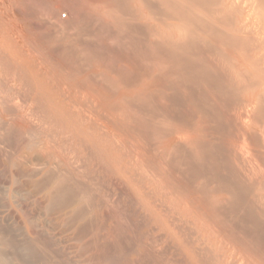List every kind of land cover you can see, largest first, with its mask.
<instances>
[{
	"label": "bare ground",
	"instance_id": "6f19581e",
	"mask_svg": "<svg viewBox=\"0 0 264 264\" xmlns=\"http://www.w3.org/2000/svg\"><path fill=\"white\" fill-rule=\"evenodd\" d=\"M88 1L91 8L101 11L104 18L105 16L110 18L115 16L117 19V17L125 16V19L122 20L118 18L123 24L126 19L134 20V22L139 21V24H142L146 29L148 43L154 46L151 49L158 50V52L155 50L158 54L153 50L156 55L151 52V55L154 56L150 59L147 56L148 63L151 60V66L149 67L147 64L149 67L147 70L134 69L131 65L135 64L130 65L127 62L128 65L122 64L126 66L124 69L128 68V71L122 72L120 70H124L123 68L114 70L107 68L111 65L108 64L109 66L106 67L105 62L102 64L98 62L96 73L87 71L88 73L86 72V75L83 76L82 68L79 67L80 70L82 69L81 72L79 69H75L76 67L72 68L75 60L72 61L73 63L67 62L69 54L66 57L62 56L67 52L68 47L66 50H59L61 53L56 54L51 49L53 47L50 48L48 45L51 38L45 42L33 29L35 26L32 27L26 21L25 16H22L28 15L26 11L24 12L26 0H0V153L7 157L5 152L8 148L9 151L12 150V155H16L17 161L15 160L12 165L14 168L11 183H17L14 185L18 187L17 185L22 182L21 179H26L25 181H27L31 191L36 194H38L37 192L42 193V197L39 199L43 198L44 203H41L40 206L44 204L46 214L47 211L53 214L56 210L55 213H60L58 217L60 220L56 218L61 222V225H68L70 228L74 224L72 226L74 229L73 236L76 238L74 240L79 241L83 236L85 238V234L88 236L86 230L91 224H94L93 221V223H89V219L90 221L93 219L88 217L89 210L85 209L86 205L88 207L100 205L95 203V195L92 193L91 187H86L78 180L76 174L81 167L74 166V160L72 162L68 160L67 155L64 156L65 160L61 157L67 153H63L67 147L73 146L72 148L75 147L85 152L89 162L93 164L105 165V167L112 165L115 173L125 177V182L133 190L140 192L142 198L155 199L160 204L167 202L174 205L176 209L173 206V208L168 206L170 211L175 210L178 218L183 216L187 220H191L190 224L196 231L207 232L206 239L222 236L221 242L223 244H229L231 247L236 246L241 259L245 260L244 264H264V246L255 244L253 240L241 241L245 234L243 237L239 232L243 238H236L234 233H237L238 230L236 231L237 228L232 226L233 220H228V216L237 210L239 213L238 215L234 214V216L241 215L242 220H240L243 223L238 221L241 223L240 227H248L246 230L254 228L255 231L264 232V0ZM23 6L25 7L23 9L24 14H21L19 8H23ZM119 8L121 12H119ZM49 9L53 18L56 12L59 13L61 6L57 3L51 4L47 11ZM50 15L48 18L51 17ZM37 17L39 18V16ZM120 20L117 22L119 23ZM54 22L52 21L51 24ZM53 38L56 40V37ZM24 45H28L27 49L22 47ZM147 45L149 46V44ZM31 48L35 50V54H39H37L38 57L30 55ZM71 48L69 47V50ZM7 49L18 50L20 54L28 57L29 65L33 71L31 76L27 73L24 74L25 72L22 73L18 68H14L7 58L1 56ZM69 50L68 53L72 54L76 49L72 48V53ZM102 50L101 52H103ZM80 53L82 54V51ZM85 53L83 52L82 59L84 63L80 62L88 68L91 67L93 61H96L94 57L98 54L94 55L89 51ZM99 56H97V60L102 57ZM107 61L111 62L112 59ZM134 67H137V64ZM55 74L63 75L66 84L77 88L76 91L79 89L82 94L81 98L73 97L66 98V102H62L63 99L59 101L63 95L59 92L58 87L60 85L54 77ZM20 84L27 86V89L24 87L27 95L20 98L19 102L16 98L23 89ZM42 86H47L54 94L50 104L44 102L40 97L39 89ZM121 89L129 91L130 94L121 95L119 93ZM181 99L186 100V104L184 103L186 111L183 113L178 107V102ZM34 153H41L40 159L45 155L47 156L45 158L54 159L52 163L64 164L65 169L57 170L59 168H53L55 167L53 164V166H49L52 168L46 170L42 177L34 179L35 174L41 172L39 166L35 164V160L32 164L34 168L31 167V170H26L27 168L24 170L20 167L26 165L23 163L24 158L34 155ZM174 155L177 156V159L175 157L173 161ZM59 159L61 160L58 161ZM4 160L7 161L6 158ZM175 161L176 163H174ZM16 162H19V165L21 163V165L19 166ZM27 163L29 162L27 161ZM187 163L189 166L195 164L193 166L195 169L191 168L195 170L196 176L191 182H185L184 177L177 175V172L180 175L183 172L186 173L182 168L186 167L184 165ZM174 164H177L178 168H176L177 166L173 167ZM40 167L42 166L40 165ZM79 174L83 177L82 172ZM93 180L87 179V182H94ZM27 184L24 185L27 186ZM121 184L123 185V183ZM3 186L0 185L2 191ZM98 186L100 187V185L93 187L97 189ZM93 187L92 189H94ZM22 188H24L23 185ZM22 188L19 185L18 191ZM31 195L34 196V194ZM13 198L14 196L11 197V199ZM39 199L36 200L39 201ZM4 206L1 207L5 208ZM106 210L110 211L109 209ZM26 211L28 210L26 209ZM112 212L115 213V209ZM113 213L111 215H114ZM91 215L93 214L91 213ZM111 215L109 216L111 217ZM118 216L115 218L117 219ZM123 221L125 222V220ZM186 221L185 223L188 225L189 221ZM55 222L57 221L55 220ZM34 223L32 222V226ZM52 224L55 226V223ZM102 225L100 224V226ZM35 226L34 229L37 228ZM117 226L114 224L113 228L111 226L108 228L105 226L103 229L100 227L105 231L102 238H112ZM1 228L4 230L5 227L1 226ZM175 228L181 229L180 226ZM64 229L62 228V230ZM194 229H192L193 232ZM6 230H4L5 233ZM33 230L30 233L36 234V231L34 230L33 233ZM90 230L89 233H91ZM15 231L17 230L13 232L15 233ZM13 232L9 233L13 236ZM20 233L19 236L25 237V233ZM181 234L184 235L183 232ZM186 234L188 235V233ZM12 236L10 235L9 239L7 234L3 237L0 236L3 247L7 245L11 249L10 253V251L6 252L7 249L0 248V264H27V262L37 264L36 258L39 256L36 253L35 245L38 241L36 240L35 243L34 238L31 240V238L25 237V244L20 246L17 242L19 240L15 238H18V235ZM99 236L95 232V235L89 238L90 241L80 242L81 244L76 247L80 264H96V262L99 264L101 261H106L108 264H128L123 261L119 262L115 257V260L108 257V250H105L106 239L105 242H99L98 239L101 238ZM115 237L119 238L117 234ZM10 238H15L18 244L13 243ZM263 239L261 240L263 241ZM68 240L71 241L73 238ZM262 241L261 243L264 244ZM111 242L113 243L110 241L108 244L111 245ZM197 242L198 244L205 243L200 236H198ZM18 245L21 248H17ZM127 245L125 246L128 247ZM131 245L132 243L130 247ZM224 247L223 245L220 247L221 252L225 249L222 254L226 258H230L229 264H234L235 251L232 248ZM21 249L24 250V253L26 251V254L22 253L28 257L26 261L23 258L25 256L18 254ZM55 251L57 252V250ZM146 253L138 259H142L144 255L145 258L149 257ZM197 253H194L193 258L197 259L199 264H206ZM153 254L155 256L154 252L150 255L153 256ZM39 258L41 259V256ZM155 258L156 256L147 261L149 264H162V262L158 263L160 258L158 260ZM173 259L169 262L174 261ZM208 259L213 260L211 254ZM69 260L72 261V257ZM179 262L180 260L178 264Z\"/></svg>",
	"mask_w": 264,
	"mask_h": 264
},
{
	"label": "rangeland",
	"instance_id": "374dc122",
	"mask_svg": "<svg viewBox=\"0 0 264 264\" xmlns=\"http://www.w3.org/2000/svg\"><path fill=\"white\" fill-rule=\"evenodd\" d=\"M31 0H26V4H25V7L26 9H24L25 7L23 6V8H19V12L21 14H24L23 13V9H24V12L26 11V13L29 15V18H28V15H22V16H25V19L27 22H29V24H31V26H35L33 27V29L38 32L37 34L45 41L47 42V39L51 38L50 39V43H48L49 47H53L51 49H53V51H55L56 54H59L61 53L59 50L63 51L64 49L66 50L67 47L68 49L66 50L67 52L65 54H63L62 56H69L67 57V62H72L74 61V63L72 64V68L76 67L75 69H79L82 68L83 71L80 72L84 75H86L85 73L88 71L90 72H95L97 71V65H98V62L100 64H102V62H105L107 66V68H110V69H124V66L123 64L128 62V64H135V65H131V67H133L134 69L135 68H138L140 70H147L149 69V67L151 66V60L150 62L148 63L149 59L152 58V56L154 55H151L152 53L155 54V52L158 50H154L155 52H153V50L151 48H153L154 46H151L150 43H148V37H147V32L146 29L144 28V26L142 24H139L140 22L139 21H136L134 22V20H129V19H126L124 21V24L123 22H121L122 19H125V16H122L121 18L120 17H117V19H115L116 17L115 16H112L114 18H110V17H106L105 18L102 16L101 14V11L98 10V9H94V8H91L90 4H89V1L88 0H32V2H30ZM64 1V2H63ZM46 2V3H45ZM118 2V1H117ZM36 3V4H35ZM49 3V4H48ZM55 5L56 3L59 4V6H61V9L59 10V13L56 12L55 14L58 16H53L52 18V15H50V9L49 11L48 8H49V5L51 4ZM47 4V5H46ZM28 7H27V6ZM32 5V6H31ZM37 5V6H36ZM43 5V6H41ZM48 7H46V6ZM122 5V4H121ZM32 9H31V8ZM39 7V8H37ZM42 7V8H41ZM45 7V8H44ZM125 7V6H124ZM47 8V9H46ZM28 9V10H27ZM36 9V10H35ZM39 9V10H38ZM43 9V10H41ZM22 10V12H21ZM118 10V9H116ZM120 10V8H119ZM38 11V12H37ZM45 11V12H44ZM127 11V10H126ZM43 12V13H41ZM48 12V13H47ZM121 12V10L119 11ZM119 12H117L119 14ZM40 13V14H39ZM123 13V11H122ZM38 14V15H37ZM43 14V15H41ZM90 15L87 17V15ZM101 14V15H100ZM114 15V13H112ZM117 14V16H118ZM124 14V13H123ZM122 14V15H123ZM43 17H41V16ZM46 15V17H45ZM48 15H50L51 17L48 18ZM121 15V14H120ZM119 15V16H120ZM39 16V18L37 17ZM110 16V15H108ZM100 17V18H99ZM129 18V16H126ZM43 18V19H42ZM52 18V19H50ZM57 18V19H56ZM60 18V19H59ZM120 18V19H118ZM46 19V20H44ZM55 19V20H54ZM50 22H49V21ZM54 22V24L51 22L52 21ZM56 20H59V21H56ZM100 20V21H99ZM117 20H120V22L118 23ZM128 20V21H127ZM60 21H61V24H60ZM19 22V21H18ZM17 22V25L20 23L22 24L21 22L18 23ZM132 22V23H131ZM134 22V23H133ZM138 22V23H137ZM46 23V24H45ZM48 23V24H47ZM56 23V24H55ZM103 23V24H102ZM121 24V25H120ZM49 25V26H48ZM60 25V26H59ZM86 25V26H84ZM139 25V26H138ZM119 28H118V27ZM142 27V28H141ZM52 28V29H51ZM124 28V29H123ZM56 29V30H55ZM145 29V30H144ZM145 32V33H144ZM88 33V34H87ZM51 34V35H50ZM55 34V35H54ZM146 34V35H145ZM43 35V36H42ZM57 35V36H56ZM53 37H56V40H54ZM48 39V41H49ZM73 39V40H72ZM70 40V41H69ZM69 41V42H67ZM73 41V42H72ZM147 41V43H146ZM53 43V44H51ZM70 43V44H68ZM74 44H76L75 46H73ZM149 44V46L147 45ZM57 45V46H56ZM76 49L74 51V53H72V48ZM103 45H104V48H103ZM55 46V47H54ZM66 46V47H65ZM102 46V47H101ZM24 49H27L28 45H24L22 46ZM58 47V49H57ZM65 47V48H64ZM69 47L71 48V50H69ZM16 49H18V47H15ZM100 48V49H99ZM103 49V50H102ZM32 52H31V56H34L35 55L37 56V54H35V50L32 49ZM68 50L71 51V53L73 54H70V52L68 53ZM101 50L103 52H101ZM152 50V51H150ZM82 51V54L80 53ZM90 52L91 54L93 53L94 55H97V56H102L100 57V60L98 59L97 60V56H95V60L96 61H93V64H91L90 66L91 67H88L87 66H84V62L82 61L83 59V52L87 53V52ZM97 51V52H96ZM108 51V52H107ZM18 50H10V49H7L4 54L2 53L1 56H3V58H7V60L10 61L11 65L14 67V68H18L19 71H21L22 73L25 72L24 74H28V75H32L33 74V71L31 69V66L29 65V61H28V57L26 55H22L20 54ZM77 52V53H75ZM95 52V53H94ZM152 52V53H151ZM156 52V54H158ZM54 53V54H55ZM64 53V52H63ZM85 53V54H86ZM101 53V54H100ZM105 53V54H104ZM150 53V54H149ZM155 54V55H156ZM39 55V54H38ZM93 55V56H94ZM151 55V57H150ZM20 58H19V57ZM81 56V57H80ZM149 59H148V57ZM38 57V56H37ZM57 57V56H56ZM80 57V58H79ZM104 57V59L102 60V58ZM73 60H71V59ZM145 60H144V59ZM21 59V60H20ZM30 59V58H29ZM77 59V60H76ZM112 59V61H111ZM140 61H139V60ZM13 60V61H12ZM69 60V61H68ZM71 60V61H70ZM102 60V61H101ZM107 60L111 61V62H108ZM148 60V61H147ZM83 63H81V62ZM124 61V62H123ZM126 61V62H125ZM147 61V62H146ZM97 62V63H96ZM133 62V63H132ZM113 63V64H112ZM123 63V64H122ZM74 64H76L74 66ZM83 64V66H82ZM109 64V65H108ZM116 64V65H115ZM127 64V65H128ZM137 64V67H134L136 66ZM149 67H147L148 65ZM17 65V66H16ZM103 65L105 66V64L103 63ZM123 65V66H122ZM71 66V65H70ZM121 67V68H120ZM73 68V69H74ZM87 68V69H86ZM133 68H131L133 70ZM86 69V70H85ZM128 71V68H125L124 70H120L122 72L124 71ZM130 70V68H129ZM87 72V73H88ZM89 72V73H90ZM80 73V74H81ZM93 75V74H92ZM94 76V75H93ZM55 79L58 81L59 83V92L61 93V99L59 101H61L62 99V102H66L67 99L69 98H73V97H78L79 99L81 98L82 94H81V91H76L77 88L75 87H72V86H69L68 83L66 84L65 82V79H64V76L59 74H55ZM96 78V76H95ZM63 79V80H62ZM188 86V85H187ZM20 87H22L24 89V92H23V89L21 92L18 93V97H19V94L21 95L18 99V97L16 98L17 101L20 102V98H23L26 94V89H27V86H25L24 84H20ZM26 89H25V88ZM61 88V89H60ZM66 88V89H65ZM48 91V92H46ZM77 92V93H76ZM22 93V94H21ZM39 93H40V97L41 99L44 101V102H47L48 104H50L53 100V97H54V94L50 91V89L47 87V86H42L41 89H39ZM51 93V94H50ZM119 93L121 95L123 94H130L129 91H126V90H119ZM24 94V95H23ZM78 94V95H77ZM45 95V96H44ZM46 97V98H45ZM67 98V99H66ZM56 100V99H55ZM57 101V102H59ZM180 102H178V107L180 109V112H185L186 111V105H184V103L186 104V100L185 99H181L179 100ZM168 103V102H166ZM73 146H70V147H67V149H65V155L61 156L62 158H64V156H66L68 158V160H70L72 162L73 161V165L76 166V167H81L80 168V171L76 174L77 177L79 178L78 180L83 184L85 185L86 187H91V190H92V193L95 195V203H97V205H100V206H96V205H92L90 207H88V205H86V208L87 210H89V214H88V217H92L90 221L89 219V223L91 224V222L93 221L94 222V226L91 224L89 227L87 225V228L88 231V236L87 234H85V238H81L82 241H77V240H74L76 239L73 235H74V229H73V225H71V227L69 228L68 225L65 226V225H61L59 222V216H60V213H55L54 210V213L56 214H50L52 212H49L47 211V214L49 213V215L46 214V210L44 209V204H42L43 206H40L41 203H44L43 201V198L42 199H39L41 198V192H37L38 194L34 193L33 191H31L30 187H28V184H27V181L21 179L22 182L19 183V185L21 186L22 188V185L24 188L20 189L22 190L20 192V190L18 191L19 189V185H17L18 187H15L14 184H17V183H11L13 180L11 179V175L13 173V164H14V161L16 159V155H12V150L9 151L8 148H7V151L5 152L7 157H5V155H1L0 153V185H4L2 188H3V191L1 190L0 188V212L2 213L0 215V228L1 226L5 227L3 228L4 230H6V233L4 230H2L1 228V231H0V236H4L5 234H7V237L9 239V236L12 234H10L11 232H13L14 230H17L15 231V233L13 232L14 235H18V238H16V240H19L17 242H19V245L22 246V244H25L26 242V238H31V240L33 239L35 241V243L37 242V244L35 245V249L37 250L36 253H38L37 255L40 257L41 256V259L39 257H37V261L36 263L37 264H42V262H45L43 264H63V263H67V264H80L81 262L80 261V258L77 256L78 253H77V246L79 244H81L82 242H85V241H90L91 237H93V235H95V232L97 235H100L99 237H103L104 236V230H102L105 226L106 228H108L109 226H111V228L114 227V224L115 226H117V229L115 227V234L112 236V238L108 237V238H100L98 239L99 242L100 241H106L105 243V250H108L107 253H109V255L107 254L108 257H110L112 260H115V258H117V260L119 262H127L128 264H149V262L147 261L149 258H152V257H155L156 256V260H158L160 258V262L158 263H161L162 264H172V263H175V264H178V261L180 260L179 264H199L198 262L199 261H196L197 259L193 258V255L195 252H198L197 254L200 255V257L203 258V261L206 262V264H216V263H221V264H229L228 261L229 259L226 258L222 253L225 249H223V251L221 252L220 250V247L221 245L225 246L224 248H232V250L235 251V260H234V264H244L245 263V260L241 259L240 257V253L238 252V250L236 249V246L235 247H231L229 244L228 245H225L221 242L222 240V236H218V237H212L211 239H206L207 237V232H203V231H196L194 229V227L192 226V224H190L191 220H187V218L183 217V216H180V218H178V214L175 212V210H172V212L170 211V209L168 208V206L170 207H174V205H170L168 204L167 202H163V204H160V202L155 199H145V198H142L140 196V192L138 193L137 191L133 190L125 181H126V178L125 177H122V176H119L115 173V170H113V166L112 165H109V166H106L105 165H97V164H93L91 162H89L88 158H87V155L85 152H82L81 150L77 149V148H72ZM69 150V152H68ZM72 151V152H71ZM70 153V154H69ZM36 154V155H35ZM10 155V156H9ZM44 155V154H43ZM30 156V155H29ZM29 156L25 157L23 163H26L27 166L30 165V167H27L25 164L24 166L22 167L21 163L19 165V162L17 163L22 169H26V170H31L33 167L34 168V165L33 164V161L36 162L35 164L39 166V169H41L40 173L39 174H35L33 177L34 179H38L40 177H42L45 173L46 170H50V167L49 166H53V164L55 165V167L53 168H59L57 170H62V169H65V165L64 164H60L57 162H54V159L53 160H50V158H45L47 156H43L42 159H40L42 156L41 153H34V155L32 154L30 156V159H29ZM32 156H39V157H32ZM69 156V157H68ZM73 159H72V158ZM176 157V158H175ZM7 159V161H5L4 159ZM15 158V159H14ZM35 158V159H34ZM45 158V159H44ZM84 158H86L84 160ZM174 158L177 159V156L174 155L173 157V161H174ZM29 159V160H28ZM39 161H38V160ZM48 162H47V160ZM66 158H64L65 160ZM46 160V161H44ZM61 159H59L58 161H60ZM66 160V161H68ZM76 160V161H75ZM80 160V162H79ZM21 161V162H22ZM27 161L29 163H27ZM38 161V163H37ZM177 161V160H176ZM176 161L174 163H176ZM4 162V164H3ZM8 163V165H6ZM22 163V164H23ZM48 163V165H47ZM43 164V165H42ZM79 164V165H78ZM81 164V165H80ZM17 165V167H18ZM35 165V167H36ZM40 165L42 167H40ZM62 165V166H61ZM195 165V164H194ZM193 164H191L189 166V164L187 163V165H184L186 167L182 168V170H184L186 173H178L177 172V175H179V177H184V180L185 182H191L193 181L192 179H195V168H193L194 166ZM9 168H8V167ZM26 166V167H25ZM37 166V168H38ZM58 166V167H57ZM90 166V167H89ZM94 166V167H93ZM177 166L176 168H178V165L177 164H174L173 167ZM4 167V168H3ZM12 167V168H11ZM193 169H192V168ZM6 168V170H5ZM95 168V169H94ZM204 168V167H203ZM12 169V170H11ZM83 169V170H82ZM101 169V170H100ZM104 169V170H103ZM187 169V170H185ZM82 170V171H81ZM86 170V171H85ZM4 171V172H3ZM107 171V172H106ZM194 171V172H193ZM82 172V175L83 177H81V173ZM102 172V173H101ZM106 172V174H105ZM88 173V174H87ZM99 173V174H98ZM108 173V174H107ZM4 174V175H3ZM113 174V175H112ZM88 177H87V176ZM92 175V176H91ZM9 176V178H8ZM99 176V177H98ZM102 176V177H101ZM97 177V179H96ZM105 177V178H104ZM111 177V178H110ZM8 178V180H7ZM85 178V179H84ZM187 178V180H186ZM87 179L88 180H93L94 182L92 181H89L87 182ZM2 180V181H1ZM83 180V181H82ZM86 180V181H85ZM107 180V181H106ZM190 180V181H188ZM198 180V179H197ZM5 181V182H4ZM195 181V180H194ZM86 182V183H85ZM91 182V183H90ZM113 182V183H112ZM197 182V181H195ZM4 183V184H3ZM27 184L24 185V184ZM90 183V184H89ZM96 183H98L97 185H100V187L98 186L97 189L96 187L94 188L93 186H97ZM123 183V185L121 184ZM6 184V185H5ZM89 184V185H87ZM93 184V185H92ZM113 184V185H112ZM121 184V185H120ZM193 184V182H192ZM103 185V186H102ZM6 186V187H5ZM15 188H14V187ZM26 186V187H25ZM103 188H102V187ZM115 186V187H114ZM123 186V188H122ZM8 187V188H7ZM28 187V188H27ZM92 187L94 189H92ZM119 187V188H118ZM6 188V189H5ZM26 190H23L25 189ZM98 188H100L98 190ZM121 188V189H120ZM13 189H14V193H13ZM17 189V190H16ZM105 189V190H104ZM11 190V191H10ZM117 190V191H116ZM94 191V192H93ZM96 191V193H95ZM100 191V192H98ZM4 192V193H3ZM27 192V193H26ZM33 192V193H32ZM34 194V196H32L31 194ZM109 194V195H108ZM16 195H18L19 197H17ZM30 195V196H29ZM36 195V196H35ZM13 199H11V197H13ZM111 196V197H110ZM126 196V197H125ZM128 196V197H127ZM16 197V198H15ZM108 197V198H107ZM20 198V201H18V199ZM25 198V200H24ZM118 198V199H117ZM17 199V200H16ZM22 199V200H21ZM39 199V201L37 200ZM98 199V200H97ZM107 201H106V200ZM140 201L138 202L137 201ZM43 200V201H42ZM15 201V202H14ZM25 201V202H23ZM42 201V202H41ZM106 201V202H105ZM117 201V202H115ZM6 202V204H5ZM13 202V203H12ZM17 202V204H16ZM22 204H21V203ZM36 202V203H35ZM38 202V203H37ZM99 202V203H98ZM112 202V203H111ZM40 203V204H39ZM103 203V205L101 204ZM137 203V204H136ZM150 203V204H149ZM8 204V206H7ZM20 204V205H19ZM108 204V205H107ZM111 204V205H110ZM154 204V205H153ZM166 206H165V205ZM3 205H5L4 207L5 208H2ZM24 205V206H23ZM29 205V206H28ZM158 205V206H157ZM2 206V207H1ZM7 206V207H6ZM22 206V207H21ZM31 206V207H30ZM40 206V207H38ZM106 206V207H105ZM157 206V207H156ZM176 206V205H175ZM24 207V208H23ZM43 207V208H42ZM93 207V208H91ZM95 207V208H94ZM115 207V208H114ZM172 207V208H173ZM21 210H20V209ZM40 208V209H39ZM123 208V209H122ZM161 208V209H160ZM165 208V209H164ZM26 209L28 211H26ZM33 209V210H32ZM38 209V210H36ZM106 209H109L111 212L113 209H115V213H113L114 215H111L112 213ZM150 209V210H149ZM174 209H176L174 207ZM39 210H42V211H39ZM92 210V211H91ZM97 210V211H96ZM118 210V211H117ZM124 210V211H123ZM158 210V211H156ZM165 210V211H164ZM22 211V212H20ZM120 211V212H119ZM145 211V212H144ZM234 211V210H233ZM9 212V214H8ZM37 212V213H36ZM42 212V213H41ZM97 212V213H95ZM130 212V213H129ZM162 212V213H161ZM165 212V213H164ZM175 214H174V213ZM13 213V214H12ZM91 213L93 215H91ZM108 213V215H107ZM117 213V214H116ZM120 213H122L120 215ZM129 213V214H128ZM238 211L236 210L234 213L230 214V216H228V220L232 221V226L236 229L237 233H234V235H236V238H243L244 237V234H245V238L241 241H250V240H253L255 244H258L260 246H264V244L261 243V239L264 238V232H260V231H255L254 228H251L250 229H247L248 227H240V224L239 223L242 219H241V215L240 216H236L238 215ZM36 214V215H35ZM42 214V216H41ZM148 214H151L150 216ZM234 214H236L234 216ZM7 215H11V216H7ZM111 215V217L109 216ZM117 215L119 216L117 217V219L115 218ZM148 215V217H147ZM5 216V218H4ZM17 216V217H16ZM106 216V217H105ZM154 216V217H153ZM7 217V218H6ZM9 217H12V218H9ZM33 219H32V218ZM34 217H35V220H34ZM48 217V218H47ZM53 217V219H52ZM59 219H57V218ZM105 217V218H104ZM126 217V218H125ZM173 217V218H172ZM175 217V218H174ZM233 217H235L234 219H232ZM240 217V218H239ZM31 218V219H30ZM39 219V221H36L37 219ZM56 218V219H54ZM5 221H4V220ZM45 219V220H44ZM52 219V221L50 222V220ZM103 219V220H102ZM173 219V220H172ZM241 219V220H240ZM8 220V221H6ZM16 220V221H14ZM21 223H19L18 222ZM34 220V221H33ZM50 222H48V221ZM54 220V222H53ZM55 220L57 222H55ZM107 222H106V221ZM125 220V222L123 221ZM189 221L188 222V225L187 223H185V221ZM30 221V223H29ZM43 221V222H42ZM101 221V222H100ZM121 221V222H120ZM186 221V222H187ZM239 221V222H238ZM11 222V223H10ZM15 222V223H13ZM32 222H35L32 226ZM40 222V223H39ZM42 222V223H41ZM45 222V223H44ZM92 222V223H93ZM96 222L98 223L96 225ZM117 222V223H116ZM119 222V223H118ZM124 224H123V223ZM171 222V223H169ZM183 222V223H182ZM238 222V223H237ZM243 223V221H241ZM49 223V224H48ZM52 223H55V226H53ZM87 223V224H89ZM121 223V224H120ZM7 224V225H6ZM41 224V225H39ZM46 224V225H45ZM60 224V226H58ZM100 224L102 226H100ZM237 224V225H236ZM238 224H239V227H238ZM6 225V226H5ZM16 225H19V226H16ZM34 225L37 226V228L34 229ZM43 225V226H42ZM58 227H57V226ZM113 225V226H112ZM182 225V226H181ZM30 226V228H29ZM32 226V227H31ZM35 226V227H36ZM40 226V227H38ZM66 229V231L64 232V227ZM93 226V227H92ZM127 226V227H126ZM176 226H180L181 229L179 230L178 228H175ZM237 226V227H236ZM20 229H19V228ZM52 229H51V228ZM54 227V228H53ZM61 227V229H60ZM102 229H101V228ZM119 227V228H118ZM124 227V228H123ZM133 227V228H132ZM187 227H188V231H187ZM193 227V228H192ZM15 228V229H14ZM22 228V229H21ZM60 229L59 231L57 229ZM62 228L64 230H62ZM95 228V229H94ZM99 228V229H98ZM185 228V229H184ZM242 228V229H240ZM12 231H10V230ZM20 231H19V230ZM36 231H34V230ZM90 229L94 230V231H91ZM97 229V231H96ZM178 229V230H176ZM194 229V232L193 230ZM9 230V232H7ZM22 230V231H21ZM33 230V233L35 232L36 234H32L30 233V231ZM38 230V231H37ZM40 230V231H39ZM42 230V231H41ZM57 230V231H55ZM89 230L91 233H89ZM132 230V231H130ZM185 230V231H184ZM245 232H244V231ZM249 230V231H248ZM4 231V232H3ZM44 231V232H43ZM68 231V232H67ZM119 231V233H118ZM150 231V233H149ZM4 235H2L3 233ZM20 232H23V234L25 233V237L23 236H19V233ZM38 232V233H37ZM56 232V233H55ZM63 232V234H62ZM72 232V233H71ZM117 232V233H116ZM183 232L184 235H182L181 233ZM241 233L243 235V237H241L242 235H240L239 233ZM244 232V233H243ZM247 232V233H246ZM250 232V233H249ZM260 232V233H259ZM2 233V234H1ZM45 233V234H43ZM52 233V234H51ZM64 238H62L60 235ZM69 233H71L69 235ZM130 233V235H129ZM188 233V235L186 234ZM21 234V233H20ZM117 234V236L121 239L123 238L121 241L119 238L115 237ZM122 234V235H121ZM136 234V235H135ZM194 234V235H192ZM248 234V236H246ZM14 235L12 237H14ZM39 235V237H38ZM43 235V237H42ZM45 235V236H44ZM56 235V236H55ZM132 236V237H129V236ZM240 235V236H239ZM36 236V237H35ZM58 236V237H57ZM67 236V237H66ZM71 236V237H70ZM82 236V235H81ZM80 236V237H81ZM121 236V237H120ZM129 238H127V237ZM150 236V237H149ZM182 236V237H181ZM190 238H188V237ZM198 236H200L204 241L205 243L204 244H198L197 242V238ZM238 236V237H237ZM250 236V237H249ZM19 237H22V238H19ZM53 237V238H52ZM70 237V238H68ZM114 237V238H113ZM156 237V238H155ZM249 237V238H248ZM15 238L11 239L13 243H17L15 241ZM39 238V239H38ZM47 238V239H45ZM72 239L71 242L70 240L68 239ZM126 240H125V239ZM21 239V240H20ZM117 239V240H116ZM25 240V241H24ZM30 240V239H28ZM30 240V241H31ZM37 240V241H36ZM131 240V241H130ZM155 240V241H153ZM159 240V241H158ZM15 241V242H14ZM70 241V243H68ZM104 241V242H105ZM110 241H113V243L111 242V245L110 243L108 244V242ZM116 241V242H115ZM125 241V242H124ZM127 241V242H126ZM129 241V242H128ZM219 241V242H218ZM264 241V239H263ZM262 241V242H263ZM22 242V243H21ZM46 242V244H45ZM81 242V243H80ZM116 244H115V243ZM119 242V243H118ZM124 242V243H122ZM134 242V243H133ZM3 243L0 241V244ZM9 243V241H8ZM11 243V242H10ZM50 243V244H49ZM118 243V244H117ZM121 243V244H120ZM132 243L131 247H130V244ZM136 243V244H135ZM264 243V242H263ZM12 244V243H11ZM10 244V246H11ZM18 244V243H17ZM41 244V245H40ZM48 244V245H47ZM58 244V245H57ZM124 244V246H123ZM128 244V245H127ZM5 245V243H4ZM17 246V248H21L20 246ZM43 245V246H42ZM117 245V246H115ZM125 245H127L128 247H126ZM134 245V246H133ZM150 245V246H149ZM193 245V246H192ZM122 246V249H120ZM3 247V244H1L0 248ZM71 247V248H69ZM125 247V248H124ZM144 249H143V248ZM147 247V248H146ZM150 249H149V248ZM205 247V248H204ZM10 247H8L7 245H5L3 248L1 249H4L7 251H10L11 249H9ZM23 248V247H22ZM59 248V249H58ZM129 248V250H128ZM201 248V249H200ZM9 249V250H8ZM70 249V250H69ZM74 250L76 252H72L71 250ZM131 249V250H130ZM152 249V250H151ZM198 249V250H197ZM204 249V250H203ZM22 250V249H21ZM18 251V254L21 256L23 254H26V251L24 253V250L22 251ZM49 250V251H48ZM57 250V252L55 251ZM113 250V251H112ZM116 250V251H115ZM125 250V251H123ZM156 250V251H155ZM61 251V252H60ZM115 251V253H114ZM127 251V252H126ZM161 251V252H160ZM208 251V252H206ZM51 254H50V253ZM69 252V253H68ZM73 256H70L72 255ZM106 252V251H105ZM126 252V253H125ZM136 252V253H135ZM148 252V253H146ZM151 252V253H150ZM155 253V256L152 253ZM160 252V253H159ZM211 252V253H210ZM11 253V251H10ZM23 253V254H22ZM60 253V254H59ZM67 255H66V254ZM146 255H149V257L145 258V255L143 256L142 259H138L140 256H142L143 254ZM168 253V254H167ZM58 254V255H57ZM63 254V255H61ZM69 254V255H68ZM136 254V255H135ZM151 254V255H150ZM159 256H158V255ZM203 254V255H202ZM210 254H211V259H213L212 261H210V259H208V257L210 258ZM222 254V255H221ZM45 255V256H44ZM61 255V256H60ZM112 255V256H111ZM139 255V256H138ZM175 255V256H174ZM218 255V256H217ZM25 256V255H23ZM75 256H77V258L75 259ZM239 256V257H238ZM72 257V261L69 260L71 259ZM119 257V258H118ZM24 260L26 261V259H28V257H23ZM39 258V259H38ZM51 258V259H50ZM62 258V259H61ZM79 258V259H78ZM135 258V260H134ZM174 258L173 260L175 261H172V262H169L171 261V259ZM191 258V259H190ZM220 258V259H219ZM65 259V260H64ZM68 259V260H67ZM75 259V260H74ZM123 259V260H122ZM146 259V260H145ZM170 259V260H168ZM239 259V261H238ZM44 260V261H43ZM162 260V261H161ZM216 260V261H214ZM30 261V260H29ZM47 261V262H46ZM57 261V262H56ZM142 261V262H141ZM209 261V262H208ZM54 262V263H53ZM63 262V263H62ZM145 262V263H144ZM65 263V264H66ZM95 263V262H93ZM27 264H31L29 262H27ZM34 264V263H32ZM96 264H98V262H96ZM99 264H108V262L106 261H101L99 262Z\"/></svg>",
	"mask_w": 264,
	"mask_h": 264
}]
</instances>
